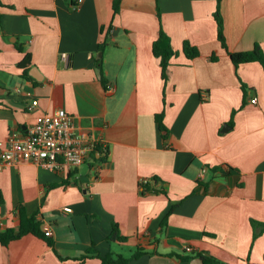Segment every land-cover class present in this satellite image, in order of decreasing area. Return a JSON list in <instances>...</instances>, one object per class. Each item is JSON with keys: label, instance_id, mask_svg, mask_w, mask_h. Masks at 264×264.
Masks as SVG:
<instances>
[{"label": "crops", "instance_id": "0c3cea01", "mask_svg": "<svg viewBox=\"0 0 264 264\" xmlns=\"http://www.w3.org/2000/svg\"><path fill=\"white\" fill-rule=\"evenodd\" d=\"M113 6L0 0V141L64 109L100 143L77 168L0 165V233L20 230V209L52 232V244L32 234L0 244V264H102L108 254L131 259L116 264H264L253 228L264 225V68L230 57L256 45L264 54V0H221L227 49L218 0ZM161 30L159 46L176 53L166 80L153 52ZM114 227L127 242L109 241Z\"/></svg>", "mask_w": 264, "mask_h": 264}, {"label": "built area", "instance_id": "2783aa9c", "mask_svg": "<svg viewBox=\"0 0 264 264\" xmlns=\"http://www.w3.org/2000/svg\"><path fill=\"white\" fill-rule=\"evenodd\" d=\"M85 1L74 0L77 6ZM62 56L67 59L66 54ZM257 101V97H254L251 103L257 104ZM37 105L38 101H33L32 107ZM99 147L98 140L86 133H79L73 117L64 109H60L52 114L37 117L22 137L11 134L6 141H0V165L15 166L30 162L52 171L66 167L77 168L89 160ZM65 211L72 212L69 208ZM45 233L49 237L52 236L49 228ZM184 252L190 254L194 249L187 246Z\"/></svg>", "mask_w": 264, "mask_h": 264}, {"label": "trees", "instance_id": "16d2710c", "mask_svg": "<svg viewBox=\"0 0 264 264\" xmlns=\"http://www.w3.org/2000/svg\"><path fill=\"white\" fill-rule=\"evenodd\" d=\"M120 2L121 0H114V13L118 14L120 10ZM221 0H218V7L217 11L215 13V20L218 25V39L224 49H227L226 42H225V37H224V21L223 17L221 14ZM164 37V33L161 30L160 31V39L154 43L153 46V52L154 55L157 58L161 59V68H162V77L164 80L167 79V70L170 65V59L176 55V53L171 49L167 48L165 50H162L161 47L159 46V41ZM104 48V45L100 46V50ZM183 51L187 58L189 59H194L197 58L199 55V52L197 48L193 47L190 45L189 42H185L183 46ZM231 60L234 63L235 66H238L240 64H245V63H252V62H258L262 65L264 68V54L262 53L261 48L256 45L254 49L250 52H245V53H233L230 54ZM101 61V60H100ZM31 63V57L26 56L24 61L21 62L19 65L20 69L23 72V75L26 77L28 76V69L30 67ZM163 115L157 116V122H158V127L160 132H164L166 130L165 126L162 123ZM104 153L107 155L108 151L107 149H104ZM146 189H144L145 192ZM1 198H0V203H1ZM20 230L15 233L13 230H8L5 233H0V244L3 246H7L10 242L21 238L24 235L27 234H32L37 237H40L44 240H47L49 244H52L51 241L49 240V236L42 230V224L37 220L36 216L32 217H26L23 213V210L20 209ZM253 228L255 231V237H257L259 234H264V225L253 222ZM109 241H119L121 243L127 242V238L122 236L120 232L118 231L117 227H114L112 230V234L109 238ZM140 256L139 251H137L133 255V259H136ZM205 264H223L221 261L218 259L211 257V256H202ZM102 264H116V263H127L131 261V259H125L123 257H119L118 259H114L112 254H108L106 257L101 258Z\"/></svg>", "mask_w": 264, "mask_h": 264}, {"label": "water", "instance_id": "95a60500", "mask_svg": "<svg viewBox=\"0 0 264 264\" xmlns=\"http://www.w3.org/2000/svg\"><path fill=\"white\" fill-rule=\"evenodd\" d=\"M196 262H198L199 264H203V260L202 259H197Z\"/></svg>", "mask_w": 264, "mask_h": 264}, {"label": "rangeland", "instance_id": "374dc122", "mask_svg": "<svg viewBox=\"0 0 264 264\" xmlns=\"http://www.w3.org/2000/svg\"><path fill=\"white\" fill-rule=\"evenodd\" d=\"M121 253H122V251H120ZM123 254H125V255H128L129 254V252L127 251V252H125V253H123Z\"/></svg>", "mask_w": 264, "mask_h": 264}]
</instances>
